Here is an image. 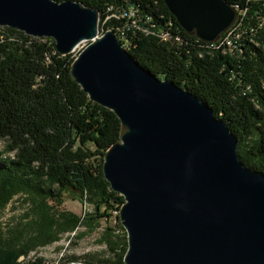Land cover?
<instances>
[{
	"label": "trees",
	"instance_id": "trees-1",
	"mask_svg": "<svg viewBox=\"0 0 264 264\" xmlns=\"http://www.w3.org/2000/svg\"><path fill=\"white\" fill-rule=\"evenodd\" d=\"M72 1L96 8L103 31L126 26L130 45L124 50L158 78L208 103L236 136L244 166L264 174V28L259 27L264 0H225L238 1L246 11L240 51L233 54L188 35L163 0ZM129 6L137 10L136 17L127 14ZM118 13L125 15L103 22ZM164 20L177 26L182 44L171 45L154 34ZM73 58V52L59 54L50 37L0 26V211L16 195L28 203L20 222L0 230V264H41L43 257L31 252L79 226L85 235L100 229L97 242L104 250L68 258L124 264V228L100 225L124 201L101 169L105 152L119 142V120L71 78ZM66 191L77 193L91 209L82 216L64 209Z\"/></svg>",
	"mask_w": 264,
	"mask_h": 264
},
{
	"label": "water",
	"instance_id": "water-1",
	"mask_svg": "<svg viewBox=\"0 0 264 264\" xmlns=\"http://www.w3.org/2000/svg\"><path fill=\"white\" fill-rule=\"evenodd\" d=\"M179 26L214 42L234 21L225 0H163ZM0 26L75 51L70 76L119 120L102 174L123 197L124 264H264V174L244 166L236 136L208 103L160 79L99 34L80 1L0 0Z\"/></svg>",
	"mask_w": 264,
	"mask_h": 264
},
{
	"label": "rangeland",
	"instance_id": "rangeland-1",
	"mask_svg": "<svg viewBox=\"0 0 264 264\" xmlns=\"http://www.w3.org/2000/svg\"><path fill=\"white\" fill-rule=\"evenodd\" d=\"M236 18V17H235ZM100 30V28H99ZM100 33V32H99ZM214 43V42H211ZM87 42H82L73 52L77 53L82 49ZM3 146V142L0 141V147ZM62 207L69 210L79 216H82L84 212L91 209V207L80 200L77 193L72 191H66L63 193ZM28 209V203L25 201L23 195H16L6 205V207L0 211V230L6 232L10 227L21 221L23 214ZM118 223V210H110L109 215L100 220L101 226H112L119 229ZM84 228L79 226L76 229L74 235L64 234L56 242H53L44 247H39L37 250L31 252L30 256L37 255L45 258H51L61 250L65 256H78L83 257L85 254H97L104 250V246L97 242L100 229L95 230L91 234H83Z\"/></svg>",
	"mask_w": 264,
	"mask_h": 264
},
{
	"label": "built area",
	"instance_id": "built-area-1",
	"mask_svg": "<svg viewBox=\"0 0 264 264\" xmlns=\"http://www.w3.org/2000/svg\"><path fill=\"white\" fill-rule=\"evenodd\" d=\"M235 11H236V18L234 19L233 23L225 30L223 31L219 38L217 40H215L214 42H216L217 44H219L220 46L224 47L225 51H227L230 54H233L234 52H239V41L241 38V30H240V26H241V21L245 15V9L240 8L239 6V2L238 1H233L232 4H229ZM128 12L127 14L129 16H137V10L134 9L132 6L128 7ZM124 13H118V14H112V15H107L104 19L103 22H105V20L111 16H114L116 18H119L120 16H124ZM147 19V18H146ZM133 24L135 25V19L133 21ZM163 26L159 27L156 29L155 33L153 31V33L159 37L161 40L170 43L171 45H177V44H182L183 38L181 37L180 31L178 30L177 26L174 25L173 21H163ZM136 26V25H135ZM152 27H154V25L152 24ZM259 27L264 28V23L260 22L259 23ZM113 29V28H112ZM105 31H111V29H107ZM105 31H103L102 29H100V33L102 34ZM127 31L126 26H120V27H116L113 29L114 34H116L117 38H118V42H124V45L126 47H129L130 45V41L127 39V35L125 34V32ZM148 32H151L149 30H147ZM77 55V53H73V56L75 57ZM75 231L71 232L70 235H74ZM22 259V257L20 258ZM41 264H86L84 263L82 260L80 259H70L67 256L64 255L63 250H61L60 252H58L57 254H55L53 257L51 258H45L43 257V261L41 262Z\"/></svg>",
	"mask_w": 264,
	"mask_h": 264
},
{
	"label": "bare ground",
	"instance_id": "bare-ground-1",
	"mask_svg": "<svg viewBox=\"0 0 264 264\" xmlns=\"http://www.w3.org/2000/svg\"><path fill=\"white\" fill-rule=\"evenodd\" d=\"M232 4V3H231ZM120 46L124 49V48H127L125 45H124V42H119ZM78 53V52H77Z\"/></svg>",
	"mask_w": 264,
	"mask_h": 264
}]
</instances>
